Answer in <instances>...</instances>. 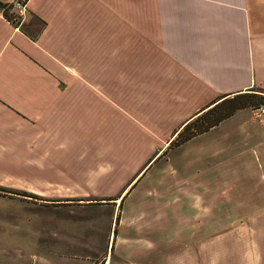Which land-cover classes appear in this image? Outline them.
<instances>
[{"label":"crops","instance_id":"1","mask_svg":"<svg viewBox=\"0 0 264 264\" xmlns=\"http://www.w3.org/2000/svg\"><path fill=\"white\" fill-rule=\"evenodd\" d=\"M243 93L264 95V0H27L16 24L0 9V177L73 188L74 167L87 180L105 164L86 162L104 143L106 153L153 151L137 156L142 168L122 193L159 182L157 166L183 127ZM240 111L246 118L231 133L226 124ZM122 120L132 134L113 136ZM180 145L184 175L169 176L191 196L264 199V117L252 109ZM242 150L263 169L247 185L237 175L247 166ZM145 241L135 255L119 252L116 264H149ZM156 256L154 264L177 258ZM102 261L114 264L112 245Z\"/></svg>","mask_w":264,"mask_h":264},{"label":"rangeland","instance_id":"2","mask_svg":"<svg viewBox=\"0 0 264 264\" xmlns=\"http://www.w3.org/2000/svg\"><path fill=\"white\" fill-rule=\"evenodd\" d=\"M259 101V97H239L211 112L208 118L234 104H244L243 108L250 110L259 106ZM245 118V112L240 111L226 128L237 134ZM201 122L194 120L183 137L197 130ZM122 124L118 128L121 133L114 130L113 136L132 134L126 129L128 124ZM235 143V149L241 146L239 141ZM97 145L96 150L89 151L86 162L91 167L96 161L98 166L105 158V164L96 167L99 171L86 176L87 180L82 167H74L79 173L73 188L42 187L41 183L0 177V264H87L89 259L103 264L111 245L116 264L119 252L135 255L142 247L137 246L143 244L140 240H146L149 264L156 263L157 254L169 252L177 255L176 260L161 258V264H264V212L260 211L264 210V199L206 198L197 196L198 189L193 190L196 196H191L183 180L169 176L176 172L180 177L184 175L176 164L184 152L179 140L164 152L157 166L162 180L139 187L131 183L124 196L126 191L122 192L130 184L128 174L142 168L136 166L140 162L137 156L150 157L153 151L113 149L106 153L104 143ZM247 150H242L241 156L247 166H241L237 174L246 185L249 173L259 177L263 172L253 165ZM51 152L55 157L56 151ZM132 154H137L135 160L127 159ZM43 189L48 195H40ZM57 193L62 195L50 196Z\"/></svg>","mask_w":264,"mask_h":264},{"label":"trees","instance_id":"3","mask_svg":"<svg viewBox=\"0 0 264 264\" xmlns=\"http://www.w3.org/2000/svg\"><path fill=\"white\" fill-rule=\"evenodd\" d=\"M7 4H2L0 3V9H3L4 11V16L9 20H11V16L8 12V10H6ZM239 97H259L260 98V105L264 104V95L261 94H251V93H243V94H239V95H235L232 98H228V99H224L221 100L220 102L214 104L213 106H211L208 110H206L204 113H202L200 116L196 117L194 120H198V119H202V122L200 123V125L197 126V130H195L194 132H191L189 134H187L186 136L183 137V133H186L187 129L189 128V126L193 123L194 120L188 122L182 129L181 132H179L176 140H179V143H183L186 140L196 136L199 133H202L204 131H207L209 128L215 126L216 124H218L220 121L228 118L229 116H231L236 110L245 107L244 104H234L232 106L226 107L227 110L224 113L218 112L216 113V115L214 117H212L211 119L208 118V115L211 112H215L217 109H219V107H221L222 105H224L225 103L228 102H232ZM205 117V118H203ZM206 119V120H204ZM204 120V121H203Z\"/></svg>","mask_w":264,"mask_h":264},{"label":"built area","instance_id":"4","mask_svg":"<svg viewBox=\"0 0 264 264\" xmlns=\"http://www.w3.org/2000/svg\"><path fill=\"white\" fill-rule=\"evenodd\" d=\"M6 10L11 16L12 23H20L27 14V0H14L7 5ZM252 111L258 118L264 117V104L252 108Z\"/></svg>","mask_w":264,"mask_h":264},{"label":"bare ground","instance_id":"5","mask_svg":"<svg viewBox=\"0 0 264 264\" xmlns=\"http://www.w3.org/2000/svg\"><path fill=\"white\" fill-rule=\"evenodd\" d=\"M121 200H122L121 198L118 200V204H120Z\"/></svg>","mask_w":264,"mask_h":264},{"label":"water","instance_id":"6","mask_svg":"<svg viewBox=\"0 0 264 264\" xmlns=\"http://www.w3.org/2000/svg\"><path fill=\"white\" fill-rule=\"evenodd\" d=\"M113 202H115V200Z\"/></svg>","mask_w":264,"mask_h":264}]
</instances>
